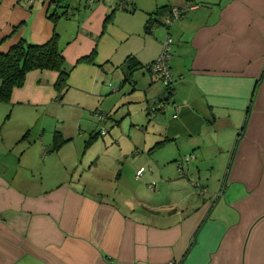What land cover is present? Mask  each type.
<instances>
[{"label": "crops", "instance_id": "0c3cea01", "mask_svg": "<svg viewBox=\"0 0 264 264\" xmlns=\"http://www.w3.org/2000/svg\"><path fill=\"white\" fill-rule=\"evenodd\" d=\"M172 6L181 15L168 25ZM63 9L74 12L48 17ZM53 32L64 68L77 72L68 87L91 89L98 67L119 69L122 85L132 57L140 68L129 81L145 83L146 114L165 103L153 112L159 129L141 141L135 171L145 170L134 179L143 180L111 198L90 191L76 164L48 177L67 144L52 151L53 135L33 133L32 115L11 123L0 114V264H264V0H0L1 50ZM167 35L168 96L145 69ZM56 78L28 71L9 102L47 105Z\"/></svg>", "mask_w": 264, "mask_h": 264}, {"label": "rangeland", "instance_id": "374dc122", "mask_svg": "<svg viewBox=\"0 0 264 264\" xmlns=\"http://www.w3.org/2000/svg\"><path fill=\"white\" fill-rule=\"evenodd\" d=\"M72 15L67 19L72 18ZM66 70L69 76L74 72L77 77L73 66ZM142 74L143 72L141 76ZM87 75L86 73V78ZM144 76L149 77L148 73H144ZM122 77V72L115 67H98L94 73V82L90 83L91 89L89 85L88 89L82 88L86 89L82 94L73 85L68 87L70 83L67 79L61 93L54 95V100L45 106L0 101L1 122L6 114H10L11 123L13 118L19 119L21 114H29L33 117V133H38L43 127L47 139L48 134L53 135L56 130L63 131L64 135L70 138L61 151L52 154L47 169L48 177L59 176L62 180L68 177L69 168L76 164L74 174L83 180L90 191H101L110 198L115 189L128 192L135 186V182L143 180V177L138 181L134 179L135 167L139 164V154L142 151V138H145L146 134L151 138L153 129L159 127L154 124L155 114H146L145 83L139 80L137 84L128 81L121 85ZM157 81L162 86L161 80ZM132 85H135V90H131ZM29 99L36 101L37 98L29 96ZM95 111L101 112L103 118L99 119ZM162 115L167 114H157ZM102 127L105 135L98 134L97 140L85 147L89 133ZM133 140L139 142L138 146L125 151L128 148L124 144H132ZM119 143L122 145L121 149ZM51 162H56L57 169L51 166Z\"/></svg>", "mask_w": 264, "mask_h": 264}, {"label": "trees", "instance_id": "16d2710c", "mask_svg": "<svg viewBox=\"0 0 264 264\" xmlns=\"http://www.w3.org/2000/svg\"><path fill=\"white\" fill-rule=\"evenodd\" d=\"M49 2L58 6L60 0H49ZM65 6L67 7V5ZM69 12L70 11L67 9H63L60 13L52 11L48 14V17L55 21L60 15L67 16ZM169 12L170 9L167 16L169 15ZM155 19L156 18L153 17V19L151 18L150 20ZM165 24L167 23L165 22ZM92 56L93 54H89L79 60L89 62L91 61ZM125 63L123 69V81L128 82L131 74L136 69L140 68V66L132 57L127 58ZM34 69H48L57 72V78L54 82V88L57 91V95H59L62 88L66 86L69 72L64 68V55L58 46V36L56 32H53L50 38L42 43H30L20 39L11 44L7 50L3 51L0 49V101L9 100L12 89L21 86L24 82L26 73ZM157 75L159 76V74ZM164 88L167 96L173 91L172 85H164ZM168 99L169 98H166V100ZM164 103L148 108L147 114L149 116L152 115L153 112L161 108ZM98 134L102 135L100 129L98 131H93L86 140L85 146L87 147L90 145ZM67 140L68 139L63 138L60 132L55 131L53 134L51 150L59 149Z\"/></svg>", "mask_w": 264, "mask_h": 264}, {"label": "built area", "instance_id": "2783aa9c", "mask_svg": "<svg viewBox=\"0 0 264 264\" xmlns=\"http://www.w3.org/2000/svg\"><path fill=\"white\" fill-rule=\"evenodd\" d=\"M27 2H31V0H27ZM181 15V10L175 6H172L170 8L169 15L166 17L165 22L169 25L174 19L179 17ZM171 43V38L169 35L166 36L163 44V48L161 53L157 56V58L146 65V70H148L151 73L159 74L160 79L164 85H172V76L170 73V64L169 60L171 57L170 51H169V45ZM99 119L103 118V114L101 112H95ZM101 134H105V131L102 128H100ZM187 159V157H186ZM145 169L143 167L137 169L135 171V176L139 177ZM166 264H177L174 261H168Z\"/></svg>", "mask_w": 264, "mask_h": 264}, {"label": "water", "instance_id": "95a60500", "mask_svg": "<svg viewBox=\"0 0 264 264\" xmlns=\"http://www.w3.org/2000/svg\"><path fill=\"white\" fill-rule=\"evenodd\" d=\"M219 195H220V192L217 193V196H219Z\"/></svg>", "mask_w": 264, "mask_h": 264}]
</instances>
